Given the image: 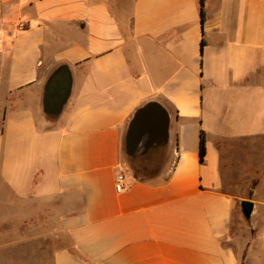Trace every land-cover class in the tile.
Returning a JSON list of instances; mask_svg holds the SVG:
<instances>
[{"label": "crops", "instance_id": "obj_1", "mask_svg": "<svg viewBox=\"0 0 264 264\" xmlns=\"http://www.w3.org/2000/svg\"><path fill=\"white\" fill-rule=\"evenodd\" d=\"M200 2L0 0V230L14 229L1 245L14 262L35 243L49 264H264V0H202L203 24ZM61 68L51 96L69 94L51 116ZM150 102L169 116L154 148L166 162L138 181L124 138Z\"/></svg>", "mask_w": 264, "mask_h": 264}, {"label": "water", "instance_id": "obj_2", "mask_svg": "<svg viewBox=\"0 0 264 264\" xmlns=\"http://www.w3.org/2000/svg\"><path fill=\"white\" fill-rule=\"evenodd\" d=\"M63 68L55 71L46 86V93L43 98L45 113L51 116L59 115L62 108L64 92L60 94L59 100H53L51 89L56 80L61 76ZM65 91V89L63 90ZM169 116L166 110L155 102H150L140 107L133 115L124 138L125 153L133 156L142 148H149L154 143L166 142L168 139ZM241 212L246 219L251 217L253 203L250 201L241 202Z\"/></svg>", "mask_w": 264, "mask_h": 264}, {"label": "rangeland", "instance_id": "obj_3", "mask_svg": "<svg viewBox=\"0 0 264 264\" xmlns=\"http://www.w3.org/2000/svg\"><path fill=\"white\" fill-rule=\"evenodd\" d=\"M144 150H140L135 153L133 156L134 159H131L132 156H127L125 151H123L122 162L124 164L125 169L129 172L131 176L134 174V170L143 169L140 173V177L145 180L157 181L159 178V172L163 169L164 163L166 162V152L165 150H157L153 151L152 154H148V156H144L141 154ZM233 221H235V216L233 217ZM249 220L244 217L241 218V224L244 225L248 223ZM14 229L8 226H4L3 230H0V264H49L50 256L43 253H40V247L38 244L32 245V255L31 261H21L14 262L9 255L6 247H2L1 245L6 242L9 233H13ZM3 237V238H1ZM22 248V247H21ZM22 257V256H20ZM28 258V256H27ZM45 260V261H43Z\"/></svg>", "mask_w": 264, "mask_h": 264}, {"label": "trees", "instance_id": "obj_4", "mask_svg": "<svg viewBox=\"0 0 264 264\" xmlns=\"http://www.w3.org/2000/svg\"><path fill=\"white\" fill-rule=\"evenodd\" d=\"M203 19H204V15H203V4H202V0L200 2V22L201 24H203ZM201 49H202V44H201ZM161 145L159 146H151L149 149L145 150L144 153H151L152 151H154V148H159L161 147ZM198 154H199V163L200 164H203L204 162V158H205V137H204V134L203 132L201 131L200 134H199V146H198ZM135 156H132L130 157L131 159H134ZM143 171V169H136L134 170V174H133V178L135 180H138V181H146L145 179H142L139 175L140 173Z\"/></svg>", "mask_w": 264, "mask_h": 264}, {"label": "built area", "instance_id": "obj_5", "mask_svg": "<svg viewBox=\"0 0 264 264\" xmlns=\"http://www.w3.org/2000/svg\"><path fill=\"white\" fill-rule=\"evenodd\" d=\"M125 188V177L122 174H118L115 179V190L117 193H121Z\"/></svg>", "mask_w": 264, "mask_h": 264}, {"label": "flooded vegetation", "instance_id": "obj_6", "mask_svg": "<svg viewBox=\"0 0 264 264\" xmlns=\"http://www.w3.org/2000/svg\"><path fill=\"white\" fill-rule=\"evenodd\" d=\"M153 145H154V144H153ZM153 145H152V146H153ZM159 145H161V143H157V144H156V145H154V146H159ZM144 152H145V151H144Z\"/></svg>", "mask_w": 264, "mask_h": 264}]
</instances>
